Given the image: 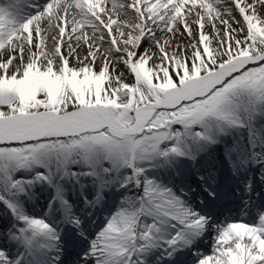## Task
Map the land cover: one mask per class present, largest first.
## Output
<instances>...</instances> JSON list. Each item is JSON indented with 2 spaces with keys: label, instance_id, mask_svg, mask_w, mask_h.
I'll list each match as a JSON object with an SVG mask.
<instances>
[{
  "label": "snow or ice",
  "instance_id": "6c2138e0",
  "mask_svg": "<svg viewBox=\"0 0 264 264\" xmlns=\"http://www.w3.org/2000/svg\"><path fill=\"white\" fill-rule=\"evenodd\" d=\"M0 264H264V0H0Z\"/></svg>",
  "mask_w": 264,
  "mask_h": 264
},
{
  "label": "rangeland",
  "instance_id": "374dc122",
  "mask_svg": "<svg viewBox=\"0 0 264 264\" xmlns=\"http://www.w3.org/2000/svg\"><path fill=\"white\" fill-rule=\"evenodd\" d=\"M212 46L214 47L215 45L213 44ZM204 250H205L208 254H211V241L208 242V244L204 246Z\"/></svg>",
  "mask_w": 264,
  "mask_h": 264
},
{
  "label": "bare ground",
  "instance_id": "6f19581e",
  "mask_svg": "<svg viewBox=\"0 0 264 264\" xmlns=\"http://www.w3.org/2000/svg\"><path fill=\"white\" fill-rule=\"evenodd\" d=\"M36 211H37V212L40 211V207H39V205H36Z\"/></svg>",
  "mask_w": 264,
  "mask_h": 264
}]
</instances>
